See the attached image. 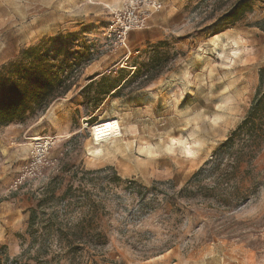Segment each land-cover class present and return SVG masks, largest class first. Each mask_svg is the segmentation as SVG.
Instances as JSON below:
<instances>
[{
	"label": "rangeland",
	"instance_id": "1",
	"mask_svg": "<svg viewBox=\"0 0 264 264\" xmlns=\"http://www.w3.org/2000/svg\"><path fill=\"white\" fill-rule=\"evenodd\" d=\"M92 1L0 0V67L38 47L55 65L68 62L63 74L73 84L42 115L16 122L0 148V245L17 256L37 199L72 186L89 205L68 220L93 213L91 229L106 239L87 249L84 264H264V146L254 163L258 187L240 206H222L201 189L192 199L177 195L264 92V34L255 26L264 0L226 27L216 26L218 17L234 0H157L161 8L125 46L106 36L119 1ZM174 10L178 23L144 41L140 31ZM39 137L53 145L30 178L31 139ZM113 175L146 188L161 183L146 197L155 208L139 211Z\"/></svg>",
	"mask_w": 264,
	"mask_h": 264
},
{
	"label": "trees",
	"instance_id": "2",
	"mask_svg": "<svg viewBox=\"0 0 264 264\" xmlns=\"http://www.w3.org/2000/svg\"><path fill=\"white\" fill-rule=\"evenodd\" d=\"M252 1L234 0L219 15L216 26L226 27L237 22L251 9ZM255 26L264 34V19ZM67 64V61H62L57 66L48 53L41 52L38 47H31L21 50L15 60L2 65L0 127L21 123L30 116H40L53 102L64 98L73 86L69 82L70 75L63 74L62 67ZM259 77L261 84L264 83V66L259 70ZM127 81L128 76L106 94L118 91ZM89 87L90 84L84 86L78 94H83ZM263 146L264 92L258 89L242 121L214 150L211 160L191 175L177 195L192 199L197 196L195 189H201L205 191L207 199L222 206H240L258 187L254 163ZM91 173L87 171L83 174L87 176ZM113 179L117 182V187L123 184L131 195L137 197L139 211L155 208L153 203L156 198L147 201L146 197H156L160 193L158 186L161 183H153L146 188L136 182L122 180L119 176L113 175ZM201 180L208 181L214 187L201 188ZM78 191V188L69 186L60 196L51 192L38 198L35 206L29 210L25 230L27 238L21 242L19 254L11 258L6 246L0 245V264H84L80 259L88 248L104 246L105 236L91 229L94 225L92 212L75 224L67 218L70 211H84L88 208L89 200L74 194ZM89 203L92 204L91 201Z\"/></svg>",
	"mask_w": 264,
	"mask_h": 264
},
{
	"label": "built area",
	"instance_id": "3",
	"mask_svg": "<svg viewBox=\"0 0 264 264\" xmlns=\"http://www.w3.org/2000/svg\"><path fill=\"white\" fill-rule=\"evenodd\" d=\"M118 1L120 6L111 13V20L106 25V36L112 39L114 44L125 46L129 33L146 28L150 16L161 8V4L157 0ZM52 145L53 138L51 137L31 139L32 157L29 166L26 168V176L30 178L37 176V172L46 160Z\"/></svg>",
	"mask_w": 264,
	"mask_h": 264
},
{
	"label": "crops",
	"instance_id": "4",
	"mask_svg": "<svg viewBox=\"0 0 264 264\" xmlns=\"http://www.w3.org/2000/svg\"><path fill=\"white\" fill-rule=\"evenodd\" d=\"M104 6L109 7L108 5H104ZM177 14H178L177 11L174 10L171 14L172 15L171 18L168 20H160L161 18L152 20L150 28L144 31H140L139 33L140 36H142L144 41L147 42H154L160 40L161 38H163V34L160 29L163 30L164 28H170L171 26L176 25L178 23ZM15 126H16L15 123H12L6 127L0 128V148L1 147L6 148L8 146L9 140L14 138L15 133H17L16 130H13Z\"/></svg>",
	"mask_w": 264,
	"mask_h": 264
},
{
	"label": "bare ground",
	"instance_id": "5",
	"mask_svg": "<svg viewBox=\"0 0 264 264\" xmlns=\"http://www.w3.org/2000/svg\"><path fill=\"white\" fill-rule=\"evenodd\" d=\"M90 2L91 3H96V1L94 2L92 0H90ZM214 39L217 40V37L215 36ZM101 125H104V126L100 127V128H103V127H105L106 124H101ZM101 125H99V126H101ZM185 149H186V152H188V153L190 152V148L186 147Z\"/></svg>",
	"mask_w": 264,
	"mask_h": 264
}]
</instances>
